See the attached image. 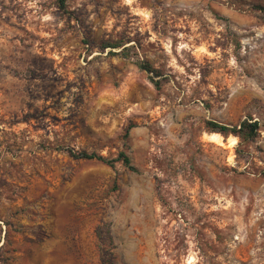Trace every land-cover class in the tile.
Instances as JSON below:
<instances>
[{
  "label": "rangeland",
  "instance_id": "374dc122",
  "mask_svg": "<svg viewBox=\"0 0 264 264\" xmlns=\"http://www.w3.org/2000/svg\"><path fill=\"white\" fill-rule=\"evenodd\" d=\"M66 5L0 0V264H264V0Z\"/></svg>",
  "mask_w": 264,
  "mask_h": 264
},
{
  "label": "trees",
  "instance_id": "16d2710c",
  "mask_svg": "<svg viewBox=\"0 0 264 264\" xmlns=\"http://www.w3.org/2000/svg\"><path fill=\"white\" fill-rule=\"evenodd\" d=\"M67 0H58L60 8L67 13ZM258 10L263 14L264 16V6L258 7ZM121 44L118 43H112L111 41H104L101 43L100 48L102 51H106L108 49L116 50L121 48ZM128 51V48H125L122 52L126 54ZM112 55H118L119 53L110 52ZM121 53V52H120ZM138 66L143 70L148 72L149 74H152V79L160 77V72L156 70L149 62L141 61L138 63ZM156 87L159 89L161 87L160 82H155ZM208 130L212 133L221 134L225 138L229 137L230 135L237 136L241 142H252L255 141L259 132H260V124L258 121H245L241 123L238 126H227L224 124H220L218 122L209 121L207 122ZM134 127H130L127 130L126 138H129L131 130ZM68 155L73 158L74 160H85V161H99L104 164H107L109 166L114 167L116 163H123L127 168H129L131 171L136 172L137 169L134 167L131 157L127 152H121L119 156L114 160H108L104 158L103 156H100L96 153H89L87 151H77L73 148H65L64 149ZM8 225V224H7ZM0 229L2 231V228L0 226ZM110 234V230L106 229V227H100L97 230L98 238L102 239L103 235ZM7 237V236H6ZM3 252V246H0V257Z\"/></svg>",
  "mask_w": 264,
  "mask_h": 264
},
{
  "label": "bare ground",
  "instance_id": "6f19581e",
  "mask_svg": "<svg viewBox=\"0 0 264 264\" xmlns=\"http://www.w3.org/2000/svg\"><path fill=\"white\" fill-rule=\"evenodd\" d=\"M209 138L213 141V142H217V143H221L222 141V136L220 134L217 133H212L209 134ZM237 144V138L236 137H232V145ZM221 145V144H220Z\"/></svg>",
  "mask_w": 264,
  "mask_h": 264
}]
</instances>
